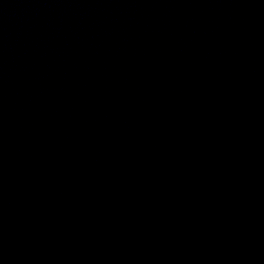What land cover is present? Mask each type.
Wrapping results in <instances>:
<instances>
[{
    "label": "water",
    "instance_id": "95a60500",
    "mask_svg": "<svg viewBox=\"0 0 264 264\" xmlns=\"http://www.w3.org/2000/svg\"><path fill=\"white\" fill-rule=\"evenodd\" d=\"M0 264H264V0H0Z\"/></svg>",
    "mask_w": 264,
    "mask_h": 264
}]
</instances>
